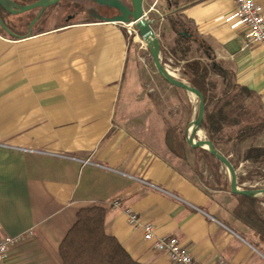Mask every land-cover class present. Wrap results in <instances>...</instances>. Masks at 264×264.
Instances as JSON below:
<instances>
[{
    "label": "crops",
    "instance_id": "crops-1",
    "mask_svg": "<svg viewBox=\"0 0 264 264\" xmlns=\"http://www.w3.org/2000/svg\"><path fill=\"white\" fill-rule=\"evenodd\" d=\"M145 2L157 10L147 16L160 40L174 39L167 16L181 13L264 105V42L226 20L234 0ZM106 18L56 15L42 32L0 35V234L35 226L4 264H60L61 239L93 205L105 208V233L142 264L173 263L127 223L123 207L200 264H264V240L234 214L236 194L214 181L209 193L169 158L157 117L145 114L155 105L142 94L135 40Z\"/></svg>",
    "mask_w": 264,
    "mask_h": 264
},
{
    "label": "trees",
    "instance_id": "trees-1",
    "mask_svg": "<svg viewBox=\"0 0 264 264\" xmlns=\"http://www.w3.org/2000/svg\"><path fill=\"white\" fill-rule=\"evenodd\" d=\"M13 1L28 4L35 0ZM166 1L169 6H177V0ZM13 15L21 14H10L0 7V18L7 28L18 36L8 34L1 26L0 35L6 38L27 36L29 34L27 26L34 16L27 19L24 28H21L20 25L24 22L22 16L17 17L19 18V26H17L9 19ZM47 21L48 18L45 20L43 15L40 16L31 27L30 33L44 31V24ZM167 21L175 34L173 46L169 47V52L184 62L182 74L186 82L199 89L204 98L201 128L214 147L236 168V163L230 156L231 150L223 147L229 144L237 146L247 139L264 134V105L255 91L237 83L234 72L215 57L210 45L197 34L192 23L181 13L167 16ZM193 45L198 54L188 56ZM162 49L161 43L160 51ZM164 141L171 152L178 157H184L183 151L180 152V149L184 148V137L179 139L167 129L164 133ZM196 149L201 150L204 159L212 162L216 168L213 172L216 187L229 191V178L222 180V174L217 171L222 165L220 161L208 150L201 147ZM242 159V161L254 163L255 168H264V146H248L242 153ZM247 179L246 174L245 176L239 174L238 186L257 187L256 184L245 185ZM236 196L238 202L234 208V214L261 240H264V214L258 210V202L264 201V195L251 197L236 194ZM104 217L105 208L101 205L83 207L77 211L75 221L58 246L60 264H142L133 259L114 236L105 233Z\"/></svg>",
    "mask_w": 264,
    "mask_h": 264
},
{
    "label": "rangeland",
    "instance_id": "rangeland-1",
    "mask_svg": "<svg viewBox=\"0 0 264 264\" xmlns=\"http://www.w3.org/2000/svg\"><path fill=\"white\" fill-rule=\"evenodd\" d=\"M72 0H61L57 7L53 6V8H60L58 12V18L62 22L65 21L67 16L72 15L71 18L67 20H85V19H93L91 17L100 16V15H108V16H116L119 14L118 8L114 5L113 2L111 4H107L111 0H100V3L105 4L106 6L96 8V4L94 1L86 0L84 6L81 7H94L96 10H81L73 9L72 6L67 10L66 3H70ZM129 3V0H126ZM110 3V2H109ZM71 4V3H70ZM143 8L147 9V3L144 0ZM37 9H33L31 11H27L25 13H21V15H13L9 19L12 23L19 26V18L18 16H22L23 23L20 25L21 28H24L25 22L27 19L33 17L36 13ZM177 13L170 14L172 16ZM74 15V16H73ZM50 20L44 24L45 27L48 26ZM126 35L129 38L135 40V51L137 52L138 58L137 62L142 66L145 77L142 82V94H145L146 98L150 99L154 102L155 107H152L150 111L148 108H145V114L151 115L153 117H157L159 127L164 131L169 130L173 135L177 136L179 139L185 138V129L189 122L194 119L196 115L197 108V99L196 97L181 88H177L175 86L167 83L156 71L154 64L152 62L149 51L143 42V40L139 37L134 38L133 36H129L126 32V27L122 24ZM153 30L157 33L159 37L160 28L158 26V22L152 25ZM173 34V33H170ZM170 35L167 38H161L162 43V51H160L161 61L168 66L171 71L174 72L175 76L184 81L185 78L182 74L183 70V61L178 60V56L171 54L170 58H167L169 47L173 46L172 38ZM160 38V37H159ZM163 40V42H162ZM198 52L195 51L194 45L189 52L188 56H196ZM170 59V60H169ZM144 96V98H145ZM143 97V96H142ZM226 131V130H225ZM202 138H207L205 131L202 129ZM175 145V144H174ZM250 145H259L264 146V134L258 137H253L245 140L241 144L237 146H232L231 144L227 145V147L231 150L230 156L233 161L236 163V172L237 176L240 174L242 176H248V179L245 181V185H255L257 187L264 186V168L257 167L255 168L254 163H250L247 161H242V153ZM176 149V147H174ZM197 148V147H196ZM193 148L188 145V143L184 142L183 150L180 149V152L183 151L184 157H178L174 152L168 153L169 158L177 165L181 170L185 171L188 175H191L197 181H199L203 187L209 192L212 193L213 189L209 187V183L214 180V171L216 168L212 165V162H207L204 159V154L201 150ZM169 149V148H168ZM168 152V151H167ZM177 153V152H176ZM218 173L222 174L221 179L225 180V178H229L225 168L221 165L218 167ZM240 187V186H239ZM258 210L264 214V201L258 202Z\"/></svg>",
    "mask_w": 264,
    "mask_h": 264
},
{
    "label": "water",
    "instance_id": "water-1",
    "mask_svg": "<svg viewBox=\"0 0 264 264\" xmlns=\"http://www.w3.org/2000/svg\"><path fill=\"white\" fill-rule=\"evenodd\" d=\"M61 0H35L28 4H19L13 0H0V7L10 14H21L33 9H38L37 14L31 19L27 26L28 33L31 32V27L37 21L43 10L51 5L58 3ZM114 5L118 8L119 14L116 16L107 17L106 20L117 21L120 23L133 22L138 29L139 36L145 43L152 62L157 73L170 85L181 88L186 92L194 95L197 99L196 115L185 129V140L189 146L196 148L201 147L209 151V153L220 161L225 168L229 177V189L232 193L243 194L246 196L264 195V187L241 188L237 184V172L230 160L216 149L211 140L202 138L199 133L202 131L201 123L204 115V98L202 93L196 87L190 85L186 81L177 78L169 69H167L160 59L161 41L158 35L154 32L151 21L145 17L143 9V0H130L131 8L121 4L119 1H114ZM0 26L8 34L18 36L7 28L0 18Z\"/></svg>",
    "mask_w": 264,
    "mask_h": 264
},
{
    "label": "built area",
    "instance_id": "built-area-1",
    "mask_svg": "<svg viewBox=\"0 0 264 264\" xmlns=\"http://www.w3.org/2000/svg\"><path fill=\"white\" fill-rule=\"evenodd\" d=\"M234 3V12L226 20L231 22L233 26H242L250 42H264L263 6L257 0H234ZM152 10L157 12L154 9V4L150 5L147 11H144L145 17L151 22L152 20L147 16V12ZM121 24L126 27V32L129 36L140 37L138 29L133 22ZM170 56L171 53L168 51L167 58H170ZM164 66L169 69L165 64ZM169 70L171 71V69ZM171 72L174 74L173 71ZM83 162H89V160L85 159ZM112 205L120 207L121 203L119 200H113ZM123 212L130 226L141 229L143 240L150 242L155 250L164 252L173 264H200L193 259L175 236L157 234L151 222L143 220L136 211L129 207H123ZM34 234L35 226L14 235L0 234V264H4L8 259L9 252L13 246L32 237Z\"/></svg>",
    "mask_w": 264,
    "mask_h": 264
},
{
    "label": "flooded vegetation",
    "instance_id": "flooded-vegetation-1",
    "mask_svg": "<svg viewBox=\"0 0 264 264\" xmlns=\"http://www.w3.org/2000/svg\"><path fill=\"white\" fill-rule=\"evenodd\" d=\"M86 0H72L70 3H66L67 5H66V8H67V10L69 9V7L70 6H72V8L73 9H78V11H80V8H82L81 10L83 11V10H96V8L98 7V6H100V7H104V6H106L105 4H102V3H100V0H91V1H94V4H96V8H94V7H90V6H87V7H81V6H84V2H85ZM114 1H119L121 4H123V5H125V6H127V7H129V8H131V5H130V0H129V3H127V1L126 0H111V1H109L107 4H111V2H114ZM60 2V1H59ZM58 2V3H59ZM58 3H56V4H54V5H51V6H49V7H47V8H45L44 10H43V12L40 14V16H42L43 15V18L46 20L47 18L50 20V19H52L53 17H55L56 15H58V12H59V10H60V8L58 9V8H53L52 9V7L53 6H56L57 7V5H58ZM37 12H38V9H37ZM37 12H36V14H37ZM35 14V15H36ZM34 15V16H35ZM39 16V17H40ZM74 16V15H73ZM39 17H38V19H39ZM68 18H65V20H67V19H69V18H71L72 17V15H68L67 16ZM103 17H110V16H108V15H98V16H94V17H91V18H103ZM37 19V20H38ZM31 21V20H30Z\"/></svg>",
    "mask_w": 264,
    "mask_h": 264
},
{
    "label": "bare ground",
    "instance_id": "bare-ground-1",
    "mask_svg": "<svg viewBox=\"0 0 264 264\" xmlns=\"http://www.w3.org/2000/svg\"><path fill=\"white\" fill-rule=\"evenodd\" d=\"M192 96H193V95H192ZM202 134H203V133H202V131H201V132L199 133V136L201 137V136H202Z\"/></svg>",
    "mask_w": 264,
    "mask_h": 264
}]
</instances>
